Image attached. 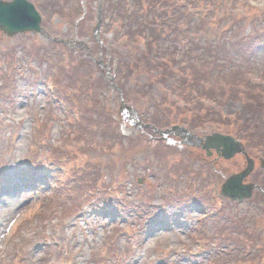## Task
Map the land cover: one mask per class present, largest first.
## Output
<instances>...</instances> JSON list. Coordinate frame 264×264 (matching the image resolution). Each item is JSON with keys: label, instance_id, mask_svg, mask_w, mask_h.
I'll return each instance as SVG.
<instances>
[{"label": "rangeland", "instance_id": "obj_1", "mask_svg": "<svg viewBox=\"0 0 264 264\" xmlns=\"http://www.w3.org/2000/svg\"><path fill=\"white\" fill-rule=\"evenodd\" d=\"M28 1L41 16V37L0 33V264H264V140L257 139L264 107L254 102L264 106V0H172L186 7L179 30L201 15L203 41L217 42L219 55L212 43L205 56L218 67L204 65L199 74L220 78V86L232 77L251 82L239 88L254 111L240 117H248V130L229 134L246 140L255 162L246 182L258 189L240 203L221 198L219 189L245 169L242 156L211 170L198 152L163 150L159 135L137 127L164 119L154 103L158 85L149 88L150 102L141 100L139 75L154 68L138 63L131 75L121 60L116 71L120 55L132 57L133 49L119 47L115 26L104 34L107 2L101 28L92 33L94 3L88 12L84 0H62L64 12L74 11L66 21L52 16L58 0ZM206 11L215 12L212 24ZM241 105L222 111L230 118ZM39 213L53 216L43 221Z\"/></svg>", "mask_w": 264, "mask_h": 264}, {"label": "trees", "instance_id": "obj_2", "mask_svg": "<svg viewBox=\"0 0 264 264\" xmlns=\"http://www.w3.org/2000/svg\"><path fill=\"white\" fill-rule=\"evenodd\" d=\"M32 1L38 6L37 0ZM61 1L58 0V4ZM84 2L87 5L88 12H91L93 3L95 4L96 0H84ZM103 2H107L109 6L105 16V21L106 19L108 20V26L106 29L104 27V34L106 35L115 26L113 38L120 40L119 47L123 48L130 44L133 49L132 57L127 56L124 58V56L120 55V59L116 61V71L121 60L127 61L128 73L131 75L139 69L138 63L142 64L143 67H146L147 63L148 67L154 68V71H151V75H139L138 82L143 86V90L146 91L141 97L144 103L150 102L151 97L148 92H152V89L149 88L153 85H158L159 98L154 99V103L162 110L164 119L160 122L161 125L151 121L148 122L149 124L157 128L180 124L190 130H222L223 128L233 127L234 129L231 132L225 131V133L234 134L236 137L248 130L245 127L246 121L247 125L249 123L248 117H244V119L240 117L246 111L251 114L254 111L251 106L243 103V93L239 88L249 87L251 83H248L247 80V83L243 80L236 82L233 81L232 77V81L224 78V81L228 80L225 83L226 86H220V78H206L199 74L206 67L204 65H210L213 69L218 67L215 60L208 62L205 56V54L208 55L211 52L212 43L215 44L212 52L218 53V49L216 41H203L202 34H200L201 25L203 27L201 21L203 16L198 15L196 17L199 21L193 27L190 26V22L186 21L185 30L181 31L178 29L180 22L176 24V20L184 13L186 7L174 5L172 0H103ZM190 2L193 5V0H190ZM65 7L63 4L60 5L59 12H54V14L59 18L64 17L67 21L70 14H73L74 11L64 12ZM207 7L210 8L208 5ZM214 13L209 14V11H206L205 18L209 19V24H212L211 18L214 17ZM79 16H81V13L76 11V19ZM113 16H115L114 19ZM172 26L176 28L171 29ZM188 26L193 30L188 32ZM225 31L223 30L221 34L225 33ZM217 40H221L222 43L224 41L228 43L224 38ZM199 49L205 50H201L203 55L198 53ZM111 52L113 53L114 51L111 50ZM154 53H156V56ZM126 81L132 87L137 84L136 79L132 77H128ZM212 81H216L215 84L219 86L216 85L215 87ZM166 85L168 87H165ZM253 85L257 86L258 84ZM117 86L122 91L123 97H125L124 87L119 83H117ZM213 87L215 88L211 89ZM211 91H215L216 94ZM235 102H241L242 111L235 114L236 116L230 115L229 118V113H224L222 110L225 106ZM254 102L256 106L264 107L257 100ZM262 116L263 113H260V122L263 121ZM261 125L264 129V124ZM253 131L254 129L249 132L253 133ZM238 139L246 146L244 138ZM257 139L264 140V130H262ZM85 167L88 168L87 164ZM94 170L96 172V167Z\"/></svg>", "mask_w": 264, "mask_h": 264}, {"label": "water", "instance_id": "obj_3", "mask_svg": "<svg viewBox=\"0 0 264 264\" xmlns=\"http://www.w3.org/2000/svg\"><path fill=\"white\" fill-rule=\"evenodd\" d=\"M41 17L34 6L26 0L0 1V32L7 37H14L17 34L33 33L41 36L43 30L40 26ZM101 24V6L99 4L97 14V25L94 33H97ZM176 134L182 137L191 138L187 131L177 127L172 128ZM198 141V140H197ZM193 144H196L194 142ZM203 149L209 152L210 149L220 153L226 160L232 159L236 154H244L243 146L230 136L212 134L204 139ZM246 168L238 174L229 177L221 187L223 197L231 201L242 202L252 196L253 185L243 184L254 168L253 160L246 157Z\"/></svg>", "mask_w": 264, "mask_h": 264}, {"label": "flooded vegetation", "instance_id": "obj_4", "mask_svg": "<svg viewBox=\"0 0 264 264\" xmlns=\"http://www.w3.org/2000/svg\"><path fill=\"white\" fill-rule=\"evenodd\" d=\"M157 143L159 142V141H161L160 140V138H157ZM178 139L177 138H173L172 139V141L170 142V144H173V143H176V141H177ZM193 150H197V151H200V153L197 155V157H205V153H203V151H201L200 149H192V150H190L189 151V154L190 155H192L193 154ZM213 158H216V156L215 155H213L212 157H211V159H213ZM211 159H209L208 160V162L210 163V165H211V169L213 170L214 169V165L215 164H218L220 161H222L221 159H215V161H211ZM207 159H205V158H202V161H206Z\"/></svg>", "mask_w": 264, "mask_h": 264}, {"label": "bare ground", "instance_id": "obj_5", "mask_svg": "<svg viewBox=\"0 0 264 264\" xmlns=\"http://www.w3.org/2000/svg\"><path fill=\"white\" fill-rule=\"evenodd\" d=\"M40 216H41L42 220L45 221L46 218H47V220H48V219H49L50 217H52L53 215H40ZM40 216H39V217H40ZM46 216H48V217H46ZM18 231H19V230H18ZM18 231H17V232H18ZM16 235H17V233H16ZM16 235H15V236H16Z\"/></svg>", "mask_w": 264, "mask_h": 264}, {"label": "snow or ice", "instance_id": "obj_6", "mask_svg": "<svg viewBox=\"0 0 264 264\" xmlns=\"http://www.w3.org/2000/svg\"><path fill=\"white\" fill-rule=\"evenodd\" d=\"M0 179H2V177H0Z\"/></svg>", "mask_w": 264, "mask_h": 264}]
</instances>
